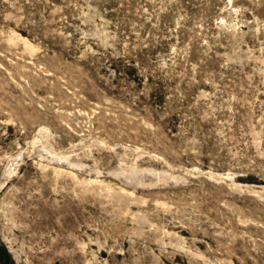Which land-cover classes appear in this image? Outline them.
I'll list each match as a JSON object with an SVG mask.
<instances>
[{
  "label": "rangeland",
  "instance_id": "1",
  "mask_svg": "<svg viewBox=\"0 0 264 264\" xmlns=\"http://www.w3.org/2000/svg\"><path fill=\"white\" fill-rule=\"evenodd\" d=\"M0 264H264V0H0Z\"/></svg>",
  "mask_w": 264,
  "mask_h": 264
}]
</instances>
